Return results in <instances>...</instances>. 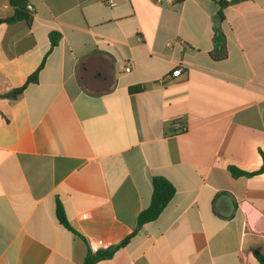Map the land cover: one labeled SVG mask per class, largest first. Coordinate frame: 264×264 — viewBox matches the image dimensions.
I'll list each match as a JSON object with an SVG mask.
<instances>
[{"label": "crops", "instance_id": "0c3cea01", "mask_svg": "<svg viewBox=\"0 0 264 264\" xmlns=\"http://www.w3.org/2000/svg\"><path fill=\"white\" fill-rule=\"evenodd\" d=\"M27 1L32 24L0 23V94L43 64L17 100L0 96V264L114 246L94 264H262L264 172L231 167L263 165L264 0L223 9L220 60L218 0ZM155 176L176 192L136 230Z\"/></svg>", "mask_w": 264, "mask_h": 264}, {"label": "trees", "instance_id": "16d2710c", "mask_svg": "<svg viewBox=\"0 0 264 264\" xmlns=\"http://www.w3.org/2000/svg\"><path fill=\"white\" fill-rule=\"evenodd\" d=\"M177 2H182L183 0H176ZM242 0H218V4L220 6V11L216 16V22L214 25V35H213V43L214 48L211 51V56L214 59H224L227 56V47H226V35L222 30V22L224 20L223 9L229 6L230 4L239 2ZM10 5L13 7L14 12L11 16L0 18V23H15L17 21H26L28 24H32L33 22V12H30L27 8L28 1L27 0H9ZM61 39V34L58 32H52L50 34L51 48H54L58 45ZM43 64L33 73L31 74L26 83L20 87L13 88L10 91L0 94L1 97L7 98L11 101L17 100L19 96L23 93L24 89L31 83H35L38 81L39 72L42 68ZM231 171L234 176L240 175H255L264 172V154H263V165L262 167L254 172H245L236 167H231ZM153 184V196L151 205L143 210L138 216V227L136 230H139L144 224L151 222L157 219L164 208L168 205L172 197L176 192V188L171 181L163 176H155L152 181ZM56 215L60 223H62L65 227L72 229L67 216L65 214L64 208L60 202H58ZM127 241L124 240L122 244ZM118 246L111 247L109 249L99 250L97 252H92L90 249L88 251L86 260L84 264H94L95 262L110 258L114 255ZM258 259L262 264H264V257L260 254H257Z\"/></svg>", "mask_w": 264, "mask_h": 264}, {"label": "built area", "instance_id": "2783aa9c", "mask_svg": "<svg viewBox=\"0 0 264 264\" xmlns=\"http://www.w3.org/2000/svg\"><path fill=\"white\" fill-rule=\"evenodd\" d=\"M106 3L113 7L116 5V3L114 2V0H105ZM27 8L30 12H33V7L32 5H27ZM179 42H181L182 44H185L184 41L180 40L179 39ZM172 44L170 42L167 43V46L170 47ZM131 68H132V65L131 63H128L127 66H126V72H130L131 71ZM183 70L184 68L182 67V65H178V67L174 68L171 72L170 75H166L165 77H163L162 79H160V82L164 83L165 81H167L169 78H175V77H179L182 73H183ZM179 130L181 131H185L186 130V127H182L181 129L179 128Z\"/></svg>", "mask_w": 264, "mask_h": 264}]
</instances>
